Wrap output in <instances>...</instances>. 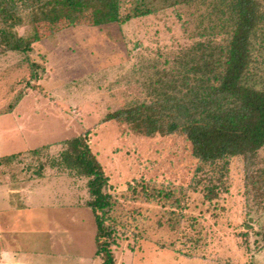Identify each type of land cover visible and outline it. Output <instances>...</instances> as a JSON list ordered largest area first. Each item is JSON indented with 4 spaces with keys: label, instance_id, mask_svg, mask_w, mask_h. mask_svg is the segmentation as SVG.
<instances>
[{
    "label": "rangeland",
    "instance_id": "rangeland-1",
    "mask_svg": "<svg viewBox=\"0 0 264 264\" xmlns=\"http://www.w3.org/2000/svg\"><path fill=\"white\" fill-rule=\"evenodd\" d=\"M197 2L121 0L123 16L135 7H149L151 12L123 23L64 25L39 40L31 39L33 25L23 23L14 29L31 39V49L0 53V147L8 152L51 144L48 154L40 157L0 162V173L19 179L35 176L39 158L63 149L59 141L84 135L108 179L105 191L112 206L105 225L112 232L105 239L111 263L105 252H97L95 215L87 204L88 178L46 167L51 177L70 180L58 187L49 178L53 202L74 200L82 206L65 211L77 217L75 222L61 216L74 232L83 229L78 237L74 233L72 247L68 243L63 264H264V207L248 198L253 184L245 173L248 161L231 158L228 172L221 176L223 185L218 179L210 182L211 173H219L198 169L200 162L183 135H147L124 120L107 119L109 113L145 97L140 84L143 65L163 60L199 37V20L211 8L208 0ZM261 75L264 78V71ZM255 159L264 167V146ZM261 170L257 174L264 176ZM212 183L220 184L219 194L209 198ZM72 184L74 196L57 189ZM158 189L174 194L168 200L163 194L150 200ZM51 248L48 252L54 251ZM193 252L212 261L182 254Z\"/></svg>",
    "mask_w": 264,
    "mask_h": 264
},
{
    "label": "trees",
    "instance_id": "trees-1",
    "mask_svg": "<svg viewBox=\"0 0 264 264\" xmlns=\"http://www.w3.org/2000/svg\"><path fill=\"white\" fill-rule=\"evenodd\" d=\"M193 1H198V6L207 0ZM206 5L211 9L199 20V37L163 60L143 65L140 84L145 97L109 113L107 119L124 120L147 135H183L191 144L193 157L200 162L198 169L207 174L212 170L219 173V177L211 173L210 182L218 179L223 185L221 176L228 172L225 169L231 158L248 161L245 173L253 182L248 198L254 206L264 207V176L257 174L260 169L263 173L264 167L255 159L264 146V0H208ZM120 9L121 0H0V53L27 51L31 39L39 40L64 25L123 23L151 12L149 7H135L133 13L123 16ZM23 23L33 25L31 39L14 29ZM48 25L52 29L43 31ZM59 144L63 149L58 155L37 160L34 175L44 176L49 166L88 178L87 204L95 215L97 252H105L106 262L111 263L105 239L112 232L105 225L112 206L111 195L105 191L107 176L84 135L63 139ZM50 147L45 144L6 154L0 156V162L23 161L27 155L40 157L48 154ZM249 164L258 171L250 169ZM220 184L208 187L209 198L219 194ZM171 193L158 189L149 199H159L163 194L168 200ZM182 254L210 260L195 252Z\"/></svg>",
    "mask_w": 264,
    "mask_h": 264
},
{
    "label": "crops",
    "instance_id": "crops-1",
    "mask_svg": "<svg viewBox=\"0 0 264 264\" xmlns=\"http://www.w3.org/2000/svg\"><path fill=\"white\" fill-rule=\"evenodd\" d=\"M18 151L21 150L3 152L0 147V156ZM49 178L54 179L58 187L68 181V177H51L48 172L43 177L29 176L26 179L10 178L0 173V264H48L50 258L63 264L70 248L68 243H75L74 233L82 232V227L78 228L79 232H74L61 222L62 214L66 220L77 221L73 213L65 211L82 206L74 200L53 202ZM72 186L57 189L66 194L65 189L67 194L74 196L76 188L74 184ZM83 218L81 225H84ZM50 248L54 251L48 252Z\"/></svg>",
    "mask_w": 264,
    "mask_h": 264
}]
</instances>
